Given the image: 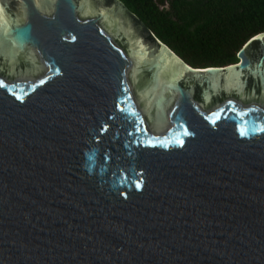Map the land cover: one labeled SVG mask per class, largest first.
<instances>
[{
    "label": "water",
    "instance_id": "95a60500",
    "mask_svg": "<svg viewBox=\"0 0 264 264\" xmlns=\"http://www.w3.org/2000/svg\"><path fill=\"white\" fill-rule=\"evenodd\" d=\"M236 57L193 68L119 0H0V264H264V32Z\"/></svg>",
    "mask_w": 264,
    "mask_h": 264
},
{
    "label": "trees",
    "instance_id": "16d2710c",
    "mask_svg": "<svg viewBox=\"0 0 264 264\" xmlns=\"http://www.w3.org/2000/svg\"><path fill=\"white\" fill-rule=\"evenodd\" d=\"M193 68L238 62V50L264 32V0H119Z\"/></svg>",
    "mask_w": 264,
    "mask_h": 264
},
{
    "label": "snow or ice",
    "instance_id": "6c2138e0",
    "mask_svg": "<svg viewBox=\"0 0 264 264\" xmlns=\"http://www.w3.org/2000/svg\"><path fill=\"white\" fill-rule=\"evenodd\" d=\"M20 98H21V97H19V96L17 97V99H20ZM242 134H243V133H242ZM177 142L179 143L180 141H177Z\"/></svg>",
    "mask_w": 264,
    "mask_h": 264
}]
</instances>
